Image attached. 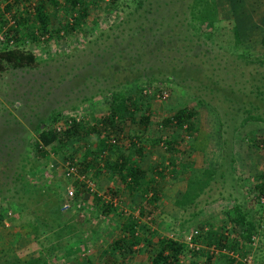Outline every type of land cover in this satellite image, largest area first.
Segmentation results:
<instances>
[{"label":"rangeland","instance_id":"rangeland-1","mask_svg":"<svg viewBox=\"0 0 264 264\" xmlns=\"http://www.w3.org/2000/svg\"><path fill=\"white\" fill-rule=\"evenodd\" d=\"M197 3L92 1L85 17L76 21L71 31L51 30L45 39L30 40L26 46L34 55L30 66L0 69V212H11L10 217L0 221V230L21 223L29 228L32 208L55 194L60 198L59 210L66 217L74 214L72 225L76 230H85L88 245L82 248L77 238L64 243L59 252L60 264H102V250L115 239L123 222L117 216L119 211L135 220L140 234L133 253L124 255L126 264H147L157 237L184 242L191 230L203 236L210 228L221 232V226H226L231 236L239 234L240 226L231 225L224 217L225 210L238 205L243 215L258 224L247 254L252 261L264 264V207L255 200L258 182L264 184V122L248 120L239 125L246 115L243 108L261 117L264 108L254 109L227 93L231 89L238 96V90H242L245 95H254L255 104L264 105V65L255 62L264 54L260 43L264 0H212L202 6L204 16L201 18V13L194 19L190 7ZM46 8L53 29L77 16L76 12L66 14L60 9L53 16L52 6ZM208 16L212 18L211 26L200 20ZM166 77L169 80L165 81ZM196 78H202L199 82L203 80L205 88ZM253 84L259 85L258 94ZM162 88L166 97H156L157 89ZM142 89L146 96L142 93L138 97ZM112 94L123 95L127 101L137 97L138 110L124 118L116 138L120 151L128 152L140 145L143 150L139 165L151 174L165 165L167 155L164 143L151 144V140L175 135L180 137L172 145L174 156L189 164L185 168L177 166L173 172L163 168L162 176L156 175L160 197L150 214L139 215V196L128 194L108 180L109 170L101 166L89 170L88 176L96 194L110 202L113 210L100 214L91 193L80 192L77 202L63 199V158L69 155L78 161L84 149H92L96 133L74 142L72 147L55 152L47 147L43 157L37 154L39 130L59 122L67 124L72 116L90 124L107 111ZM180 108L194 112V129L203 130L210 147L201 155L203 163L201 160L197 170L190 171L196 159L188 149L191 136L184 137V133L173 132L161 123ZM141 115L147 117L144 122L140 121ZM133 134L141 140L132 139ZM108 158L112 160L114 154ZM204 170L211 173L207 174V187L195 198L196 206H175L176 194L185 188V176H199ZM19 179H25L34 192L18 191L20 197L14 194ZM198 246L195 256L185 252L179 263L206 264L207 246L199 241ZM219 255L215 254L209 264H223Z\"/></svg>","mask_w":264,"mask_h":264},{"label":"trees","instance_id":"trees-1","mask_svg":"<svg viewBox=\"0 0 264 264\" xmlns=\"http://www.w3.org/2000/svg\"><path fill=\"white\" fill-rule=\"evenodd\" d=\"M92 1L94 2L95 0H0V34L3 36V39L0 40V69L4 67L23 68L30 66L34 62V55L26 50V46L23 43L26 41L28 44L30 40L38 41L40 39H45L48 35H51V30L56 33H58V31L65 33L66 29L71 31L77 22H80L85 17L87 7ZM197 1L199 3H197L198 6L190 7L193 9L190 14L192 15L191 17L194 16V19L197 17L199 18V14L201 13V18L204 16L202 6H206L207 2L211 3L212 0ZM47 5L52 6L53 16H55L58 9L66 14H74L76 12L77 16L75 18L73 17L72 22L66 23L60 28L53 29L51 28L52 21L49 17L50 15L47 14ZM201 18L200 20L202 23H207L208 26H211L212 18H209V16L203 20ZM260 43L264 48V34ZM261 57L262 59L255 61L259 66L264 65V54ZM201 79L202 78H196L194 80L199 82ZM166 80H169V78L166 77L165 81ZM199 84L203 86V80L199 82ZM209 84L211 85V83H208V85ZM258 86L257 84H253L252 86L254 90L257 91V94L259 93ZM155 87L157 86L153 88ZM160 91V89H157V93ZM238 91V96L235 93L233 94L234 91L231 89H229L227 93L233 95L237 100L239 99L242 102H247V104L254 109H259L261 106L264 108L263 104H255L256 99H254V95H245L244 92L242 93V90ZM142 93L143 96H146L142 89L140 91L138 90V97H140ZM154 95L155 94H153L152 97H154ZM242 97H246V99L242 100ZM136 101L137 97L135 96L127 101L123 95L112 94L108 101L107 111L93 120L90 124H84L81 118L76 120V118L72 116L68 118L67 124L65 122H59L53 124L47 130H39L37 134V141L39 144L37 154L38 157H43L46 154L47 147L53 152L65 147L67 148L68 146L72 147L74 142L84 139L88 134L96 133V141L95 144L93 143L92 149H84V154L81 155L78 161H75L69 155H66L63 161H68L70 165L75 166L78 174L83 175L84 179L91 181L92 179L88 176L89 170L92 168H99V166L103 167V169H108V180L112 183L115 182L128 194L139 196L141 202L138 204V214L144 215V213L150 214L156 209L155 203L160 197L159 190L155 184L156 175L161 177L163 168L173 172L176 171L177 166L183 165L185 168L186 166L189 167V164L180 162L181 160L174 156L173 151L175 149L172 145H176V140L179 139L180 136L177 137L173 135L171 138L154 137L151 140V144L164 143V149L167 153L165 165L161 168L153 169L151 174L139 165L141 151L143 150L140 145L128 152L120 151L117 148L116 138L122 130L121 124H123L125 117L133 115V110H138V108L135 107ZM243 109H245L246 115L240 119L239 125H243L248 120L264 122V117L252 115L250 114V110L246 108ZM193 113V111L188 112L180 108L171 116L162 119L161 123L164 127H170L173 132L179 131L184 133V137H194L195 133L198 132L196 131L197 128L194 129V122L191 119ZM146 119V116L141 115L140 121L144 122ZM133 138L138 142L141 140V137L136 134L132 135V139ZM110 139H114V142L111 143ZM188 149L190 150V148ZM113 154L114 158L109 160L108 156ZM202 172L205 173H201L199 176H190V173L188 176H185V188L183 191L176 194L173 201L175 206L181 209L187 206L193 208L196 206L195 198L207 187V174L211 173L208 172V170ZM62 176L66 186L69 185L68 187L73 190L71 201L77 202L80 192H85V194L91 193L93 204L98 205L100 214H106L109 210L114 209L110 202L102 201L95 190L89 192L83 182L84 179L73 181L65 177L63 171ZM17 187L18 189L14 190V194H17L18 191H21L23 194L34 192L33 186L27 184L25 179L23 181L19 179ZM108 190L111 191V188ZM262 194H264V184L263 182H258L255 200L259 206L264 207V203L258 201L259 196ZM17 195L20 197L19 194ZM52 196L50 200H46L39 206L36 205V207L32 208V212L29 213L28 218L30 221L28 223L29 228L26 226L25 232H19V235H22L23 239L26 237L36 242L40 247V254L37 258L31 260L19 261L14 259L15 264H35L36 262H40L44 256H49V254H52L53 251L60 248L64 243L68 244L73 241L74 238L78 239L81 247L88 246L85 243L87 241V239L85 240V230H76L71 223L75 215L73 214V216L70 217L64 216L59 210L60 198L58 199L57 196L55 197V194H52ZM15 211L18 212V209ZM25 213L27 214L28 212ZM3 214L4 212L2 213L1 211L0 216H3ZM117 216L122 217L123 222L120 223V227L117 229V236L115 239L102 250V264H126L125 258L127 256L125 257L124 255L133 253V247L140 241V234L137 232L135 220L131 216H126L121 211L117 213ZM224 217L227 222L232 223L231 225L240 226L241 231L239 234L237 233V235L231 236L230 230H228L226 226H221V228H223L221 232H215L210 228L203 236L199 234L193 239L194 242L198 243L199 241L207 246L208 253H205L206 264H209L211 258L217 253L220 254L219 256L221 260H223V264H227L231 261L228 255L221 252L210 253L208 248L211 246L217 250L237 251L240 256L246 255L251 247L252 238L253 235H255L258 225L256 221L243 215L238 205H234L225 210ZM82 223L83 225L85 224L84 222ZM201 237L203 242L199 240ZM52 239L56 240L53 241ZM87 250L88 249L85 248L86 252ZM185 252L188 255L195 256L196 252L199 251L188 248L184 242L167 237H157L155 250L149 256L147 264H182L179 263V260L184 257ZM190 264L194 263L191 262Z\"/></svg>","mask_w":264,"mask_h":264},{"label":"crops","instance_id":"crops-1","mask_svg":"<svg viewBox=\"0 0 264 264\" xmlns=\"http://www.w3.org/2000/svg\"><path fill=\"white\" fill-rule=\"evenodd\" d=\"M198 133H195L194 137H191L190 144V152L192 157L195 160H198L196 162H192V167L190 168V171L197 170L198 168H201V164L199 163L203 159L201 155L203 156V153L207 151V148H210L208 146V141L205 139L206 134L203 132V130L197 131ZM217 142L214 143V146H216ZM219 144V143H218ZM25 215V213H24ZM25 224H17L11 229H5L6 231L3 232V230H0V264H15L14 259H17L19 261L23 260H31L34 258H37L40 254V247L36 244L34 240H31L29 238H24L22 235H19V232H25L24 230L26 227H24ZM65 246H61L60 248H57L55 251L52 252V254H49V256H44L40 262H36L35 264H60L59 260L62 259V256L60 255V251L63 250ZM253 264H259L258 262L253 261Z\"/></svg>","mask_w":264,"mask_h":264},{"label":"built area","instance_id":"built-area-1","mask_svg":"<svg viewBox=\"0 0 264 264\" xmlns=\"http://www.w3.org/2000/svg\"><path fill=\"white\" fill-rule=\"evenodd\" d=\"M3 39V36L0 34V40ZM11 42V41H9ZM25 46H27V42L25 41L23 43ZM161 91L159 93H157L155 96L156 97H161V98H165L166 97V91L165 89H160ZM146 90H143V92H145ZM77 120V119H76ZM110 142L113 143L114 139H110ZM62 171H63V175L65 177H68L71 180H81L84 179L83 175L78 174L76 171L75 166L70 165L68 161H65L62 163ZM85 183V186L88 188L89 192L94 191V184L91 180L88 179H84L83 181ZM65 194L63 195V199L64 200H72V195H73V190L66 186L65 187ZM258 201L260 203H264V194H262L261 196H259ZM11 216V212L7 211L5 212V215L0 216V221H4L6 220L8 217ZM261 228V226H259ZM197 236V230H191L189 234H187L184 238V243L187 245L188 248L194 250V251H199L200 247L198 246L197 242H194L193 239L194 237ZM208 250L211 252H221L223 254L228 255L231 258V261L228 262L227 264H253L252 261V257L250 254H246L243 256L238 255V253L233 252V251H226V250H217L215 248H213V246L209 247Z\"/></svg>","mask_w":264,"mask_h":264}]
</instances>
